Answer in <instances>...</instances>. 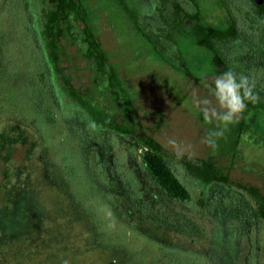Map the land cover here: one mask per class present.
<instances>
[{"label":"trees","instance_id":"16d2710c","mask_svg":"<svg viewBox=\"0 0 264 264\" xmlns=\"http://www.w3.org/2000/svg\"><path fill=\"white\" fill-rule=\"evenodd\" d=\"M220 1L232 22L229 33L201 26L200 29H208L209 34L199 38L210 52L213 53L211 47L214 49L219 72L231 69L248 76L254 85L258 100L248 103L245 113L258 105L263 109L264 0ZM20 3L25 6L21 19L23 30L34 44L33 65L27 80L20 85L10 80L16 67L2 69L0 65V112L5 113L4 120L22 125L23 133L29 131L34 137L33 146L40 147L43 154L48 150L54 153L58 143L65 141V149L61 147V152L55 156L61 168V173L57 171V174L62 183L46 174L51 201L52 196L57 195L61 203L53 201L54 212H43L45 222L33 226L28 235L33 238L24 241L23 245L34 240L30 242L31 247L38 250L37 256L31 255L29 264H213L212 253L221 254L224 264L245 263L242 255L254 250L256 241L253 233L242 243V235L247 236L248 230L257 232L259 221L264 220V208L260 211L256 205V188L235 185L227 176L211 177L209 171L202 173L187 166L189 175L201 176L208 185L209 192L196 198L189 177L179 175L169 156L152 148L144 137L137 136L116 116L99 110L85 98L87 83L81 81V68L75 69L78 85L68 74V63L82 58L87 62L84 67L88 68L91 78L94 76L88 90L110 94L115 105L123 108L124 119H129L133 96L121 91L122 78L113 67L107 66V53H100L94 44L88 43L86 52L82 48L94 37L87 20L85 0H20ZM177 9L171 16L181 12ZM224 39L230 40L229 52L219 51L216 46ZM73 46L79 54L71 58L69 50ZM4 52L0 49V53ZM106 74L112 79L118 76L119 81H111L113 91L103 83L105 89L100 92L95 81L103 82ZM4 105L7 109L2 107ZM72 121L79 124L70 127ZM142 146L147 149L139 154ZM2 152L0 150L1 157ZM67 184L70 185L68 190ZM179 201L195 209L197 205L204 206L214 217L220 216L225 229L221 235L215 232L211 252L163 237L167 228L176 232L186 228L173 218L175 212L169 215L159 208ZM118 210L127 218L126 233L137 239L132 250L114 244L105 234ZM46 218L52 221L50 226ZM10 220L15 222L16 219L11 217ZM28 222L23 224L33 223ZM121 237L119 233L118 239ZM20 259L21 255L15 262ZM249 264L258 262L252 260Z\"/></svg>","mask_w":264,"mask_h":264},{"label":"rangeland","instance_id":"374dc122","mask_svg":"<svg viewBox=\"0 0 264 264\" xmlns=\"http://www.w3.org/2000/svg\"><path fill=\"white\" fill-rule=\"evenodd\" d=\"M195 1L200 8V20L197 22L184 17L188 28L228 26L229 20L220 0ZM139 2L85 1L90 30L96 36L99 35L98 39L115 71L130 83V93L137 95L134 112L126 120L121 115L123 108L115 105L111 98L86 89L85 98L99 110L116 116L137 136L144 137L152 148L169 156L179 175L189 177L196 198L200 196L203 182L199 180L201 176L189 175L187 166L202 173L209 171L211 177L227 176L235 185L264 189V107L262 109L258 105L246 113L245 109L236 122L227 126L218 121L205 123L196 101L209 94L204 82L210 84L222 74L215 64L214 54L190 34L191 30H187L186 26L176 25L174 20H169L171 17L168 18V24L160 20L161 15L166 19L170 11L177 10L175 4L159 2L158 10L155 11L158 17L151 20L150 26L146 13L150 6L146 5L145 9ZM165 9L168 15L164 13ZM23 11L25 6H21L20 0H0V49L5 51L0 53V65L2 69L16 67L10 75V80L16 85L27 80L33 65L31 53L34 44L30 42L27 31L23 30ZM159 27L163 30H159ZM69 52L71 58L79 54L75 46L70 47ZM76 60H69L68 74L78 85L75 69L81 68V81L86 82L85 87L91 89L92 84L88 85L91 74L84 67L85 61L82 58ZM2 107L7 109V105ZM4 114L0 112V150H3L2 157L9 159L4 161L0 155V262L29 264L31 255L37 256L38 250L31 247L30 242L34 240L23 245L24 241L33 238L28 236L35 228L33 226L45 222L43 212H54L53 201L61 203L57 195L52 196L54 200L51 201L47 193L46 174L49 173L55 182L62 183V178L57 174V171L61 173V168L55 156L61 152L59 149L65 146V141L58 143L54 153L48 150L43 154L40 147L33 146L32 134L29 131L23 133L24 127L20 124L4 120ZM76 123L79 124L78 121H72L70 127ZM213 131L223 132L222 136L212 137L215 148L204 142L206 135ZM169 140L177 141L178 145L174 147ZM146 149V146L140 147L139 154H143ZM66 186L68 190L70 185ZM159 208L169 215L179 210L171 202ZM11 217L16 219L15 222H11ZM190 219L197 221L198 226L192 223L185 230L178 229L177 232L167 228L163 237H172L174 241L188 247L205 248L206 242L200 241L203 237L200 236L201 228L207 234L211 230L210 224L206 226V221L200 217L190 216ZM46 220L50 226L52 221ZM26 221L33 223L24 225ZM126 221L127 218H123L118 210L116 217L108 223L105 234L114 244L132 250L137 239L126 233ZM143 227L148 226L143 224ZM119 233H122L120 239ZM69 234L72 236V233ZM121 254L119 257H122ZM19 255L20 262H15Z\"/></svg>","mask_w":264,"mask_h":264},{"label":"flooded vegetation","instance_id":"af4514ba","mask_svg":"<svg viewBox=\"0 0 264 264\" xmlns=\"http://www.w3.org/2000/svg\"><path fill=\"white\" fill-rule=\"evenodd\" d=\"M126 2H127V0H126ZM159 2H161V4H167V3L168 4H175V6L181 10V12L178 15H174V16H171V15L175 14L178 9L175 12L173 10L170 11V16L166 17V19L162 18V15H161V19L160 20L162 22L168 24L170 21L172 22L174 20L176 25L184 26V27L186 26L187 30H191L190 34H192L193 36H196L203 44H205L204 41L201 38H199V37L209 34L208 33L209 30L208 29L207 30H201L200 29L201 26H198V27H196L194 29H192V28L190 29L184 23L185 18H190V19H193V20L199 22L200 19L198 17H192V15L200 16V8H199V6L197 4L198 2H196L195 0H140L139 3L143 6V8L146 9V5L150 6V7H147L148 11H146L150 26H152L151 25V22H152L151 20L152 19L155 20V18L158 17V15L155 13V11L158 10L157 5L159 4ZM165 10H166V12H164V13L166 15H168L169 13H168L167 9H165ZM198 11H199V13H198ZM190 14H192V15H190ZM226 15H227L228 20H229L228 26L226 28H217V27H213V26L211 28L218 29V30H223L225 33H229L232 22H231V19H230L229 15L227 13H226ZM169 17H171V18H169ZM168 18H169L170 21L168 20ZM158 29L159 30H163L160 27ZM187 30H186V33H187ZM212 31H214V30H212ZM98 36L99 35L96 36L94 34V37L92 39H90L89 41H86V43L82 46L84 52H86L87 49L89 48L87 46L88 43L91 44V45L94 44V46L96 47V49L100 53L104 52L103 45L101 43V40L98 39ZM216 46H217L219 51L225 52V51L228 50V52H229V48L231 47V43H230V40L224 39L223 43H218ZM211 50L214 53V49L212 47H211ZM86 66H87V62L85 61V67ZM107 66L112 69L113 66L111 65V61L110 60L107 61ZM93 78H94V76L90 79V81H92ZM112 80L119 81L118 76H116V77H114V79H112L109 74H106L105 80L103 82L101 80L98 83L95 81V85H98L97 86V90L100 91V92H104L105 88L103 87V83H104L105 87H107V86L110 87V89L112 91L115 90V88L111 85V81ZM121 81L123 82L122 83L123 87L121 86L122 87L121 91L124 92L125 94H127V92L129 94H131L130 91H129L130 90V83L128 82V80H124L122 78ZM118 87H119V85L116 86V88L119 91L120 89ZM88 89L89 88H86V90H88ZM86 90H85L84 94H86ZM91 93H92V91H91ZM131 95L133 96L134 99L133 98L131 99L132 104L130 106L131 107L130 108V112L133 113L134 112V108L133 107H134V105L136 103V100H137L136 96L137 95H135V94H131ZM104 96L110 98V94H108V93L104 94ZM102 111H104V110H102ZM199 180L201 181V179H199ZM201 182H203L202 183L203 187H201L202 189H201V193L200 194H203L204 192H209V189L207 188L208 185L205 184L206 182L205 181H201ZM255 188H256L255 189L256 190V195L258 196V198L256 200V205H257L258 209L261 211L264 208V189L259 188L258 186H256ZM175 205H176V208L179 209V210L177 212H175V214L173 215V218H175V219L177 218L178 222L180 224H183L185 227L187 225L192 224V223H194V225H196L195 223H197V221H195L194 219H190V216H192V218L193 217L194 218H196V217L199 218L200 217L201 219H204L206 221V223H205L206 226H207L208 223L210 224L211 230L207 234H205V231H203L204 229L201 228L202 232H201L200 236L202 237V235H203V237L207 238L205 240H203V237L200 238V241H205L206 242V246H204L205 248H195V249L196 250L210 251L211 252L213 247H214L213 243H214L215 232H217V233L219 232V235H221V234H223V231L225 229V224L220 220V216L219 217H214L210 213L209 208L205 209L206 207L200 206V205L199 206L197 205L196 209L192 208L191 206H185L180 201L177 202ZM262 218H264V217L262 216ZM216 223H217V227H216ZM244 225H245V222H244ZM214 228H216L217 230L214 229ZM253 233H255L254 234V238H255V241H256V246H255L254 250H252L250 252H247V253H244L242 255V257H244V261H245V263H243V264H249L250 261H252V260L255 261V262H258V264H264V220L263 219H261V221H259V230L257 232L252 231V230H248L245 233L247 236L242 235L243 238H242L241 242L242 243H246V241H248V237H252ZM195 242H197V241H195ZM220 255L221 254L218 255L216 253H212L211 254V258H212V260H214V262L212 261L213 264H224L220 260V258H221ZM210 264H212V263H210Z\"/></svg>","mask_w":264,"mask_h":264},{"label":"clouds","instance_id":"9594fccd","mask_svg":"<svg viewBox=\"0 0 264 264\" xmlns=\"http://www.w3.org/2000/svg\"><path fill=\"white\" fill-rule=\"evenodd\" d=\"M208 88V96L196 101V106L207 124L218 121L227 126L236 122L239 115L246 109L248 103H256L258 97L254 93V85L249 77L238 74L229 69L216 76L209 84L204 82ZM223 132H210L204 138V142L215 148L213 136H222ZM174 147L178 145L175 140H169ZM178 155L180 153H177Z\"/></svg>","mask_w":264,"mask_h":264},{"label":"water","instance_id":"95a60500","mask_svg":"<svg viewBox=\"0 0 264 264\" xmlns=\"http://www.w3.org/2000/svg\"><path fill=\"white\" fill-rule=\"evenodd\" d=\"M255 1H257V2H261L262 0H255Z\"/></svg>","mask_w":264,"mask_h":264}]
</instances>
